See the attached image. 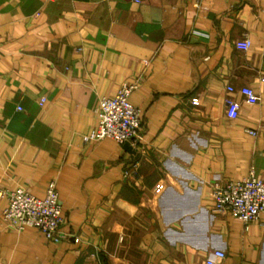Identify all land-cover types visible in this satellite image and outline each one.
Masks as SVG:
<instances>
[{
    "label": "crops",
    "instance_id": "0c3cea01",
    "mask_svg": "<svg viewBox=\"0 0 264 264\" xmlns=\"http://www.w3.org/2000/svg\"><path fill=\"white\" fill-rule=\"evenodd\" d=\"M128 81L135 152L85 142ZM251 173L264 180V0H0V190L55 180L64 235L9 227L0 198V264H206L215 249L264 264V212L246 226L210 196Z\"/></svg>",
    "mask_w": 264,
    "mask_h": 264
},
{
    "label": "built area",
    "instance_id": "2783aa9c",
    "mask_svg": "<svg viewBox=\"0 0 264 264\" xmlns=\"http://www.w3.org/2000/svg\"><path fill=\"white\" fill-rule=\"evenodd\" d=\"M251 40L245 36L236 42L239 50L247 51ZM139 87L138 81L124 82L119 90L111 96H103L97 110V124L83 136L85 142H99L105 138H113L118 143H137L142 126L141 108L129 100L131 93ZM229 91H236L233 85L227 86ZM246 102L255 104L260 97L248 86L239 89ZM45 98L40 100L42 104ZM239 114V104L230 102L227 116L235 119ZM254 133L253 130H248ZM165 187L159 183L155 192L160 193ZM210 196L215 212H228L239 218L246 226L258 222L264 212V180L251 173L239 180L215 181L211 186ZM0 198L7 204L3 210V218L7 225L17 230L33 227L41 231L47 240L59 243L64 238L61 231L63 222L62 204L60 202L55 180L48 183L44 196H37L23 187L0 190ZM226 252L215 249L207 254L206 264H223Z\"/></svg>",
    "mask_w": 264,
    "mask_h": 264
},
{
    "label": "water",
    "instance_id": "95a60500",
    "mask_svg": "<svg viewBox=\"0 0 264 264\" xmlns=\"http://www.w3.org/2000/svg\"><path fill=\"white\" fill-rule=\"evenodd\" d=\"M124 147H125V149L128 150L129 152H132V153L135 152V151L132 149V146H131V144H130L129 142L124 143Z\"/></svg>",
    "mask_w": 264,
    "mask_h": 264
}]
</instances>
